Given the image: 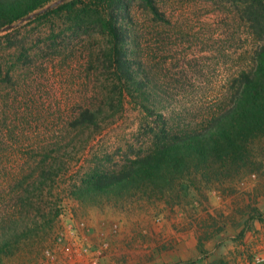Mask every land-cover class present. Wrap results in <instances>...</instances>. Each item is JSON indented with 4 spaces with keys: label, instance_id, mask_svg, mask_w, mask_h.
Here are the masks:
<instances>
[{
    "label": "rangeland",
    "instance_id": "374dc122",
    "mask_svg": "<svg viewBox=\"0 0 264 264\" xmlns=\"http://www.w3.org/2000/svg\"><path fill=\"white\" fill-rule=\"evenodd\" d=\"M126 1L129 53L164 99L156 112L119 98L98 26L72 27L53 14L0 30V236L27 225V211L38 214L43 174L51 188L45 204L88 221L94 245L98 230L117 225L102 264H243L247 251L264 247V137L253 144L258 169L206 182L191 175L172 196L132 191L88 204L72 193L88 169H117L146 150L153 129L197 127L264 52V21L252 0H154L157 14L143 0ZM82 107L102 108L97 126L70 127ZM56 165L63 174L44 175ZM62 228L57 216L0 251V264H39ZM180 237L184 259L169 261Z\"/></svg>",
    "mask_w": 264,
    "mask_h": 264
},
{
    "label": "trees",
    "instance_id": "16d2710c",
    "mask_svg": "<svg viewBox=\"0 0 264 264\" xmlns=\"http://www.w3.org/2000/svg\"><path fill=\"white\" fill-rule=\"evenodd\" d=\"M53 1L0 0V30L12 28L25 19L39 20L53 14L61 15L63 21L72 27L98 26L108 39L103 62H108L113 69L119 98L126 97L149 113L162 107L164 99H158L155 82L134 59V53H129L131 31L125 24L132 19L128 1L62 0L43 9ZM143 1L154 14L158 13L154 0ZM252 2L258 6L253 11L255 16L259 15L264 21V0ZM255 61L251 71L237 75L233 81L236 86L234 91L222 96L218 107L209 111L197 127L171 130L163 125L158 130L153 129L148 148L126 159L117 169L106 170L100 166L88 169L80 184L74 187V196L88 204L132 191L149 197L165 198L172 196L179 184L191 175L194 178L199 175L200 181L206 182L242 168L258 169L253 144L264 137V52L259 53ZM74 112L70 127L84 129L97 126L102 108L82 107ZM61 166H52V170L48 169L44 175L53 172L57 176L63 174ZM47 181L48 177L42 174L35 187V202L40 203L36 207L38 214L31 215L27 211V225L18 227L15 224L5 230L0 236V251L10 249L23 236L44 229L58 216L54 205L45 204L47 192L51 190ZM29 199L28 194L27 207L35 203ZM244 231H240V236H243Z\"/></svg>",
    "mask_w": 264,
    "mask_h": 264
},
{
    "label": "built area",
    "instance_id": "2783aa9c",
    "mask_svg": "<svg viewBox=\"0 0 264 264\" xmlns=\"http://www.w3.org/2000/svg\"><path fill=\"white\" fill-rule=\"evenodd\" d=\"M58 218L63 220V228L57 233L54 246L42 251L39 264H102L106 251L110 250V236L118 232L117 225L98 230L94 234L98 243L94 245L88 221L74 218L65 206L60 207ZM242 258L243 264H264V247L257 245Z\"/></svg>",
    "mask_w": 264,
    "mask_h": 264
},
{
    "label": "crops",
    "instance_id": "0c3cea01",
    "mask_svg": "<svg viewBox=\"0 0 264 264\" xmlns=\"http://www.w3.org/2000/svg\"><path fill=\"white\" fill-rule=\"evenodd\" d=\"M187 238L186 237H183V238H179V241H178V245H177V249L176 250H168V251H179V253H174L173 254V258L169 261H176V260H180L181 259H184L183 256V251H185V248H186V244H187ZM173 253V252H172ZM167 262V260H164Z\"/></svg>",
    "mask_w": 264,
    "mask_h": 264
},
{
    "label": "water",
    "instance_id": "95a60500",
    "mask_svg": "<svg viewBox=\"0 0 264 264\" xmlns=\"http://www.w3.org/2000/svg\"><path fill=\"white\" fill-rule=\"evenodd\" d=\"M60 1H62V0H56L55 2H53V3L49 4L48 6H46V7H45V8H43V9H46V8H48V7L52 6V5H54V4H56V3L60 2ZM31 15H32V14H31ZM31 15H30V16H31Z\"/></svg>",
    "mask_w": 264,
    "mask_h": 264
}]
</instances>
